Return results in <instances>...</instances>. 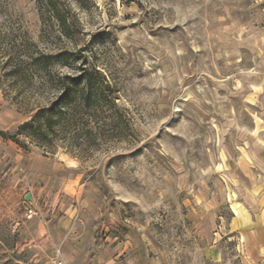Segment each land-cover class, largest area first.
Instances as JSON below:
<instances>
[{"label": "rangeland", "instance_id": "obj_1", "mask_svg": "<svg viewBox=\"0 0 264 264\" xmlns=\"http://www.w3.org/2000/svg\"><path fill=\"white\" fill-rule=\"evenodd\" d=\"M41 1L0 0V264L46 262L11 231L26 192L33 216L85 217L120 264H242L232 210L264 186V0H56L68 31ZM86 66L112 84L119 126L7 138L59 95L50 79Z\"/></svg>", "mask_w": 264, "mask_h": 264}, {"label": "crops", "instance_id": "obj_2", "mask_svg": "<svg viewBox=\"0 0 264 264\" xmlns=\"http://www.w3.org/2000/svg\"><path fill=\"white\" fill-rule=\"evenodd\" d=\"M240 60L241 57L235 59L236 62ZM14 167V176L16 177L15 174L16 172L19 174L20 167ZM22 175L23 173L20 174L19 179H22ZM23 181L24 178L21 182ZM253 188L255 191L252 190V193L259 192L257 193L259 196L253 195L249 202H242L241 206L232 210V229L240 238L243 246L242 264H264V186L254 185ZM23 192L26 191L23 190ZM53 192V190L46 191L47 194ZM28 205H33V202ZM64 209L63 204L58 206L57 203H51L47 210L48 212L51 210L50 218L33 216L13 224L11 231L25 233L28 242L24 247L41 251L42 258L46 259L45 264H51L49 260L53 258L55 249L58 247L61 250V257L68 264H120L118 259L122 252L119 251L120 245L103 247L100 239L99 245L96 246L97 233L94 238L90 239L89 235L84 239L85 234H83L82 226L86 229V226L89 225L87 219L79 218L75 210H71L72 208L68 210L66 216L60 217L59 213ZM18 226L20 227L18 228ZM137 263L132 260V264Z\"/></svg>", "mask_w": 264, "mask_h": 264}, {"label": "trees", "instance_id": "obj_3", "mask_svg": "<svg viewBox=\"0 0 264 264\" xmlns=\"http://www.w3.org/2000/svg\"><path fill=\"white\" fill-rule=\"evenodd\" d=\"M40 8L68 31L67 20L61 14L56 0H42ZM54 56H35L32 62L35 66L46 69ZM70 56L75 55L65 51L59 53V64L67 65ZM50 81L56 83L54 88L59 90V95L48 106L38 107L30 119L19 125L7 138L18 141V137L25 136L41 143L47 141L52 134L80 130L95 142L98 134L103 131L102 127L112 124L119 126L118 97L104 73L96 67H80L76 74H64ZM96 240L98 246V235Z\"/></svg>", "mask_w": 264, "mask_h": 264}, {"label": "built area", "instance_id": "obj_4", "mask_svg": "<svg viewBox=\"0 0 264 264\" xmlns=\"http://www.w3.org/2000/svg\"><path fill=\"white\" fill-rule=\"evenodd\" d=\"M26 211V216L28 218L32 217L34 214H36V209L33 205H29L28 207L25 208ZM52 264H65L58 256H55L53 259Z\"/></svg>", "mask_w": 264, "mask_h": 264}, {"label": "water", "instance_id": "obj_5", "mask_svg": "<svg viewBox=\"0 0 264 264\" xmlns=\"http://www.w3.org/2000/svg\"><path fill=\"white\" fill-rule=\"evenodd\" d=\"M24 200H25V207H28V203H30L32 201V196L31 193H26L24 196Z\"/></svg>", "mask_w": 264, "mask_h": 264}]
</instances>
